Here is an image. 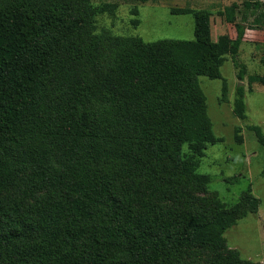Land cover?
Segmentation results:
<instances>
[{"label":"trees","instance_id":"1","mask_svg":"<svg viewBox=\"0 0 264 264\" xmlns=\"http://www.w3.org/2000/svg\"><path fill=\"white\" fill-rule=\"evenodd\" d=\"M89 5L0 0V264H190L202 251L253 264L224 237L253 210L250 189L230 208L198 194L199 158L220 140L198 77L219 78L230 54L243 79L236 5L222 11L233 39L212 40L210 12L182 8L193 38L155 41L94 33ZM232 105L244 119L240 84Z\"/></svg>","mask_w":264,"mask_h":264},{"label":"rangeland","instance_id":"2","mask_svg":"<svg viewBox=\"0 0 264 264\" xmlns=\"http://www.w3.org/2000/svg\"><path fill=\"white\" fill-rule=\"evenodd\" d=\"M245 2L249 3L247 9ZM231 4L236 5V21L245 27L247 35L243 37L254 40L255 47L251 45L252 50L242 44L245 47L241 46L240 50L239 45L236 59L239 66L243 65L242 80L237 79L238 67L230 54L220 67L219 78L198 77L213 134L220 138L206 144L199 158L198 172L207 173L210 178L206 189L198 194L216 196L230 208L243 191L250 189V196L256 200L255 205H251L253 210L238 218L224 232V237L227 249L237 250L242 260L264 264V145L248 128L249 124L258 125L264 134V84L249 80L250 75L264 76V0H90L89 9L96 7L99 12L87 15V19L95 26L94 33L104 28L112 34L135 35L145 41L192 39V15L174 11L200 9L210 12L212 40L219 34L233 39L234 24L225 21L222 14ZM91 43V38L85 39L84 46L89 48ZM239 84L244 87V119L236 116L232 105ZM239 136L241 141H238ZM207 254L210 253L202 251L196 257L188 256L187 261L206 264Z\"/></svg>","mask_w":264,"mask_h":264},{"label":"crops","instance_id":"3","mask_svg":"<svg viewBox=\"0 0 264 264\" xmlns=\"http://www.w3.org/2000/svg\"><path fill=\"white\" fill-rule=\"evenodd\" d=\"M246 30H248V29H246ZM255 30V29H254ZM253 31V30H252ZM244 35L246 36L247 35V33H244ZM254 42V40H248V39H246V37H243V40H242V42H241V44H240V50H241V46H243V47H247V48H249V49H252L253 50V48L251 47V45L252 46H254L255 47V43H253ZM242 44H244V45H242ZM257 46V45H256Z\"/></svg>","mask_w":264,"mask_h":264}]
</instances>
